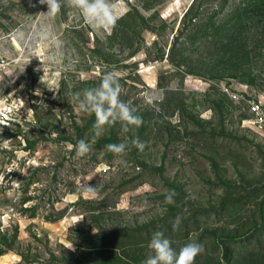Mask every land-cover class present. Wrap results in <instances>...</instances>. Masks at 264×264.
Wrapping results in <instances>:
<instances>
[{"label": "rangeland", "instance_id": "374dc122", "mask_svg": "<svg viewBox=\"0 0 264 264\" xmlns=\"http://www.w3.org/2000/svg\"><path fill=\"white\" fill-rule=\"evenodd\" d=\"M61 3L51 18L0 0V264H142L157 231L202 244L195 264H264V129L247 107L264 102V0H111V34ZM104 71L144 122L94 138L74 95ZM136 137L143 151L106 147Z\"/></svg>", "mask_w": 264, "mask_h": 264}, {"label": "clouds", "instance_id": "9594fccd", "mask_svg": "<svg viewBox=\"0 0 264 264\" xmlns=\"http://www.w3.org/2000/svg\"><path fill=\"white\" fill-rule=\"evenodd\" d=\"M67 4L78 9L83 18L95 29L105 30L111 34L120 17L114 14L113 4L111 0H66ZM40 5H46L47 10L44 12L49 17L55 18L61 12V0H38ZM30 6L35 7V4ZM40 59L39 52L34 54ZM123 93L122 85L119 78L111 71H104L97 87L83 90V93H76L74 100L81 112L89 115H95V123L93 124V136L99 138L105 134L107 129L117 122H120L125 131L130 128H139L143 125L142 116L137 114V110L131 104L121 99ZM69 149H75L77 156H86L92 151L91 144L85 139H79L75 145H69ZM114 155L123 156L132 147L143 151L145 143L138 137L129 142H120L108 144L106 146ZM82 182L79 186L81 191L91 198L98 195L97 186H91L89 181ZM174 190H170L166 195V201L173 202ZM178 226L174 225V228ZM70 246L69 248H72ZM149 248L153 254L148 256L142 264H195L197 256L204 252L202 244L197 242H189L177 251L172 246V241L165 237L163 232L157 231L153 233L149 243Z\"/></svg>", "mask_w": 264, "mask_h": 264}, {"label": "built area", "instance_id": "2783aa9c", "mask_svg": "<svg viewBox=\"0 0 264 264\" xmlns=\"http://www.w3.org/2000/svg\"><path fill=\"white\" fill-rule=\"evenodd\" d=\"M8 56L4 53L0 46V77L8 66ZM227 91V89H225ZM247 107L252 114L253 123L259 128L264 129V102L256 97L248 98Z\"/></svg>", "mask_w": 264, "mask_h": 264}]
</instances>
